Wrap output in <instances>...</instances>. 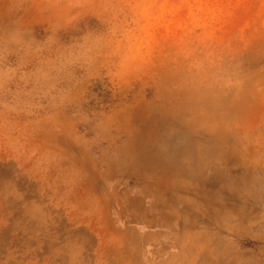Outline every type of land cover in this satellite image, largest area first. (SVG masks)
<instances>
[{"label":"rangeland","instance_id":"rangeland-1","mask_svg":"<svg viewBox=\"0 0 264 264\" xmlns=\"http://www.w3.org/2000/svg\"><path fill=\"white\" fill-rule=\"evenodd\" d=\"M0 264H264V0H0Z\"/></svg>","mask_w":264,"mask_h":264}]
</instances>
